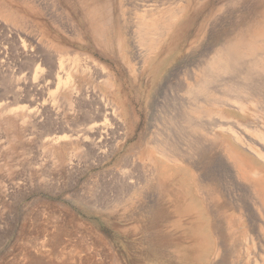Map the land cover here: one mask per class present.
Returning a JSON list of instances; mask_svg holds the SVG:
<instances>
[{
  "label": "rangeland",
  "instance_id": "1",
  "mask_svg": "<svg viewBox=\"0 0 264 264\" xmlns=\"http://www.w3.org/2000/svg\"><path fill=\"white\" fill-rule=\"evenodd\" d=\"M51 1L4 0L8 8L0 9V21L9 30L4 35L0 26V34L4 35L0 36L3 52L0 56V264H209L215 245L210 229L203 225L208 211L196 190L198 173L181 162L170 166L173 169L170 172L180 178L183 190L194 198L191 215L185 216L193 217L200 238L208 239L209 235L211 239L210 251L202 258L196 256V251L203 247L201 242L188 251L181 237L180 248H165L162 227L145 228V221H158L159 194L153 183L129 193L133 173L138 174L134 171L137 167L133 161L127 163L122 159L125 155L134 156L135 152L139 155L141 148L159 157L149 143L153 136L146 138L150 130L152 135L166 133L169 137L170 134L172 141L179 138L180 130L168 117L180 109V99L188 97L186 89L200 83L201 68L206 67L221 44L228 42L227 35L235 33L239 20L247 16L252 21L254 35L264 42V0H167V3L166 0H54L53 4ZM137 3L160 8L144 21L143 6L137 8ZM22 20L27 23L31 20L32 26ZM228 21H231L229 25ZM15 30L26 35L22 38L33 45V51L39 46L46 49L37 48L35 52L40 56L46 54L48 58L41 60L43 64L40 61L37 63L40 66L33 65L30 60L19 58L14 53L16 43L11 40L7 44L3 40ZM33 39L38 46L32 44ZM62 46H67L66 54L77 51L84 58L83 55H89L112 76L113 89L86 76L76 78L78 86H97L118 105L125 126L133 130L132 137L108 140L102 149L105 155L96 150L86 151L81 144L50 145L46 138L50 124L44 119L36 125L28 113L37 104L51 101L57 95L59 78H66L67 71L60 76L59 68L50 65L56 57L66 61L67 56L59 50ZM95 48L103 50L99 52ZM257 49L264 55V43L258 44ZM69 56L67 63L72 62L73 55ZM46 60L50 64L45 65ZM257 68L252 88L245 89L237 98L222 95L226 88L223 81L241 79L233 73L221 74L216 82H211L212 88L205 90L208 95L204 91L196 92L200 99L196 102L198 111L192 114L197 122L208 121L210 135L204 149L197 152V165L203 174L217 178L221 185L222 180V187H227L236 199L249 197L243 196L247 190L241 189L244 182L236 167L230 165L228 151L264 175V56L259 57ZM17 80L22 85L25 83L26 88L16 87ZM171 92L175 94L167 98ZM176 94L182 95L181 98ZM166 111L171 114L168 116ZM72 116L68 113L64 116L69 125L73 123ZM71 157L74 162H70ZM240 190L243 195L239 194ZM253 197L251 193L250 199ZM251 215L257 228V217H253L258 214L252 210ZM171 219L166 227L176 221ZM182 219L177 223L183 224Z\"/></svg>",
  "mask_w": 264,
  "mask_h": 264
},
{
  "label": "bare ground",
  "instance_id": "2",
  "mask_svg": "<svg viewBox=\"0 0 264 264\" xmlns=\"http://www.w3.org/2000/svg\"><path fill=\"white\" fill-rule=\"evenodd\" d=\"M53 1L54 0L51 1V4H53L52 3ZM160 1L162 2V0ZM166 3H167V0H166ZM141 5L142 4H138L137 8H139ZM149 5L147 4L145 6L142 5L143 9L141 11L145 13L143 15L144 21L150 18L151 16H153L151 15V13L158 11L160 8V6L158 7V5L157 6H152V5L149 6ZM163 5L165 6V4ZM4 7L8 8L6 3H4V0H0V9H3ZM83 17L85 16H82V18ZM21 19H23V17H21ZM235 19L233 20V22L235 21ZM84 21H86V19ZM106 21L108 20L106 19ZM38 22L40 21L38 20ZM229 22L231 21H228V25H229ZM251 22L252 21L248 20L247 16H244L243 18H241V20H239V25L236 26L237 28H235L236 30L234 31L235 33L233 34L230 33L227 35L228 42L221 44V46L218 48L219 50L216 51L213 58H210L206 67L201 68L200 71H201V75L203 76V78L201 79L200 83L197 86H194L195 84H193V87L191 86L190 89L188 88L186 89V93L188 94L187 95L188 97L186 99H180V103H179L180 109H178V111L176 109V112L172 114L170 112L167 113L166 111L168 116H169V113L171 114V117L169 116L170 118L168 117V119H170V121L173 124L177 125L176 129L180 130L179 132L180 136L178 135L179 138L176 136L178 138L176 139L177 141L174 138L175 136H173V138L176 142L172 141L170 134H169V137L167 136L166 133L164 136H162L163 133L161 134L157 133L155 135L154 134L152 135L153 130H150L151 133H148L146 138L153 136L151 142L149 143L152 146V149L154 150V152L159 157L157 158L153 153L149 154L148 150L139 148L140 149L139 155H136L138 152H135L136 154L134 156L125 155L124 158L122 159L124 162H127V163L128 162L131 163L133 161V163H135L134 165L135 168L137 167L136 169H134V171L136 170L135 172H138V174L136 173L134 175L133 170H132L133 172H131L133 173L131 180H134V182L131 181L130 182L131 185L129 184L130 185L128 187L130 191V192L128 191L129 193L143 190L146 183H151V184L153 183V185L156 187L157 192L159 194L158 203H156V205H159V209H161L160 211H158L159 212V217L157 218L158 221H156L155 223H153L154 221H151V223H149V221L148 222L145 221L146 222L145 228L149 227V229H153V227L157 228L159 226L161 229L162 227V232L164 233V235L163 233L162 235L164 237L163 242L165 243V248L178 247L179 244H181V237L185 239L184 241L186 242V245H184V247L186 246V250L188 251L194 249L193 248L194 244L201 242L203 244V245L201 244L203 247L198 252L196 251V256H199L200 258H202V256H204L205 253H208L210 251V247L212 246L211 239L209 240V235H208V239H206V237L203 236L200 238L196 234V230L198 229L199 226L196 227L193 217L190 216L191 215L190 211H192L193 209L192 207H193L194 198L190 194V192H186L185 190H183V185L180 183V178L177 176V173L176 175H174V173L173 174L171 173L173 172V169L170 168V166L171 164L178 165L177 163L181 162L184 165L188 166V168H191L196 173H198L196 190L201 195V199L204 202V207L208 211L207 213L208 218L205 219V221L203 222V225L204 227L208 228V230L210 229L209 230L210 232L209 231L208 232L210 233L211 238L214 241V245H215V253H214L212 261H210L209 264H264V175H262L259 172H256L254 166L247 163L246 161H243L239 156L236 155L237 156L236 157L233 153L230 154V151L227 152L230 155L229 156L230 165H232L233 167H236V170H238L241 180L244 182L245 187L242 185L244 188L242 187L241 189L243 190L245 189L247 190V192L245 191L246 194L244 192V195H243V192L240 190L239 194H242L243 196H246L247 198L249 197L248 199H246L247 200L246 201L241 198L240 199L233 198L234 196L233 193H229L227 191L228 189L227 187L226 188L224 186L222 187L223 185L222 180H220L222 182V185H221V183L217 180V178L215 177L213 178L209 176L208 174H203L201 172V168L197 165V162H198L197 152L202 151L201 149H204L202 148L203 145H205V143L208 142V136H210L208 134V123H207L208 121L206 123H204L205 121L203 123L197 122L192 116L193 111L194 113L198 111V109H196L198 106L196 105V102L200 100L196 92L208 91L209 87H211L210 86L211 82L214 80L216 82V78L221 76V74L233 73L237 76V78L241 79V80H235V79L234 80H228V79L224 80L223 82L225 83L226 88H224V93L223 94L221 93L223 96H227V97L230 96V97L237 98L238 95L246 92L245 89L252 88L253 83L255 81V77L258 75L257 67L259 66V57L264 56L263 54L261 55L260 51L258 52L257 45L258 44L260 45L261 43H264V42L259 41V38H257V36L254 35ZM255 22H257V19ZM25 23L28 24L27 22ZM1 25L3 26V29L0 28V30L1 29L4 30L5 31L4 35H5L6 31H9L7 30L8 26L4 25L0 21V26ZM29 26H32V25L30 24ZM43 26L44 25H42L41 23V27ZM218 27L220 28V26ZM36 31L37 30H35L34 32ZM74 31H77V29H75ZM2 34H0V36L3 37L4 35ZM12 34L9 37L7 36L3 40H5L7 44L11 40L16 43L15 48H14V53L17 56H19V58L26 59L27 61L30 60L29 62L32 63L33 65H38L37 63H40L41 60L44 61V59L48 58V57L45 58L46 56L44 55L46 54L44 53H43L44 55H41V56L35 53L37 52L36 49L38 47L35 49V51H33V45H30V44L28 45L27 41L25 42L23 40L22 35H25L24 33L19 32L17 30L15 33H12ZM80 36H84L86 38L87 35L86 36L80 35ZM88 36H90V34ZM234 36H238V37L232 39ZM95 37L98 38L97 35ZM67 39L65 38V40ZM69 39H72V38H69ZM30 40H32V35H31ZM92 40H95V38L92 37ZM69 42H71V40ZM94 42H92V44ZM96 43L97 42H95L94 44ZM32 44L37 45V41L33 39ZM104 46L105 45L103 44V47ZM62 47L59 48V50L63 51L64 54L67 56V58L69 55H73V58L71 60L72 62L69 61L67 63L66 62L67 58H66V61H63V59L60 58L59 57L60 55H59L58 56L59 58L56 57V61L55 59H53L54 61L53 64L48 63L49 62L48 60H50L48 59L45 61L47 62L45 63V65L50 64L52 66L54 65L55 67L59 68V73H58L59 75L61 72L67 71L66 78L63 79L61 77V80L59 78V82H57V92H56L57 95H55V97H53L51 101H48V103L37 104V107L34 110L29 111L28 113H31L30 116L33 118V121L36 125L40 124L41 121L44 119L47 120V121L44 120L46 123L48 122L47 124H50L51 127L50 129H48L49 130L48 134H46L47 141L49 142L50 145L52 146L56 145L58 147H61V145H63L66 142H68L69 144L75 145V146H78L81 144L86 151L96 150L99 153H103L105 155L106 153H104L102 149L104 146H106V143L108 140L114 139V141H119V140L132 137L133 130L125 126V120L121 114L122 112L120 110V107L116 105L111 99L106 98L105 95L97 89V86L89 87L88 85L82 88L78 86L79 80L78 81L76 80V78L78 79L82 76H86V78L93 80L94 82L96 81V83L98 82L99 84H102L106 88L113 89L114 85L110 78L111 75L107 73L104 68L97 65L95 61L91 60L90 57L88 58L89 55L88 56L83 55L85 56V58H87L85 59L84 57H82V54H80L79 52L75 50H74L75 51L74 54H70V51L68 54H66L65 52H66L67 46L63 48ZM143 47H145V45ZM39 48L41 49L43 47L39 46ZM39 48L38 50H40ZM133 48H136V47H133ZM43 49L46 50L45 48ZM95 49L100 52V49L102 48H98L99 50L97 48ZM104 49H106V47ZM2 53L3 52L0 47V56ZM102 53L104 54L103 51ZM50 55L52 57L53 53H51ZM55 56H57V54ZM206 57L208 56L206 55ZM206 59L208 58H205L204 61ZM51 61L52 59L50 60V62ZM53 70L55 71V68ZM180 73H181V70H180ZM60 76H62V73ZM189 79L191 83V77ZM17 81L18 82H15L16 87H19V89L26 88L25 83H23L22 85L20 84L21 82H19L20 80H17ZM20 86H23V87H20ZM182 88H180L181 91H182ZM194 88H196V90ZM177 89L179 90V88ZM39 90L40 89L37 87L36 91H39ZM172 94H175V93L171 92L170 96H168L167 98L169 97L171 98V96L173 97ZM205 94H207V92ZM67 96L70 99H67ZM177 96L180 97L182 95L178 94ZM165 98H164V102L166 100ZM205 99L208 101L207 96H205ZM166 102L168 103L170 101L167 100ZM166 110L168 109L166 108ZM66 112L74 116V118H71L73 121V123L71 122L72 123L71 125H69L70 123L68 124L64 118V116L67 114ZM162 118H165V117H162ZM158 121L160 122V120ZM172 127L169 129H172ZM155 128H157L156 125H155ZM137 129H138V126H137ZM196 133H200L202 135L198 137ZM110 135H112V138L110 137ZM139 137L140 139H144L145 136H139ZM260 137L263 138V136H260ZM72 156H75V154L73 153ZM260 156L262 155L260 154ZM131 158H134V159H131ZM73 160H74V157L71 159V161L70 160L69 161L72 162ZM227 166L229 165L227 164ZM229 170L230 169H228V171ZM239 185L241 187L240 183ZM251 193L254 196L252 199H250ZM152 196H154V194ZM160 196H161V199H160ZM147 210L148 209L146 208L145 212H147ZM252 210L253 212L256 211L258 214L257 216L255 215V217H253V218L257 217L256 218L257 225H258L257 228L254 225L255 223L252 222L250 218ZM187 213H189L190 215L185 216V214ZM170 215L172 216L170 217ZM172 217H173V221L175 220L176 221L172 223L170 227H166L167 223H169L172 220L171 219ZM182 218H185V219H182ZM181 219L183 221V224L185 223L184 225L182 224V222L181 224L177 223V221L180 222ZM144 241H146L147 243L146 236L144 238ZM192 252H195V250H193Z\"/></svg>",
  "mask_w": 264,
  "mask_h": 264
}]
</instances>
